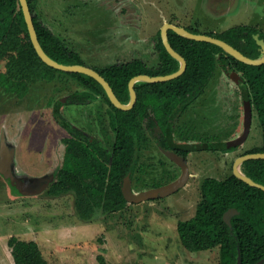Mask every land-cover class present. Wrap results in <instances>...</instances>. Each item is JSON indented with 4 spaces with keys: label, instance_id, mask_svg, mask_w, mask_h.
<instances>
[{
    "label": "rangeland",
    "instance_id": "1",
    "mask_svg": "<svg viewBox=\"0 0 264 264\" xmlns=\"http://www.w3.org/2000/svg\"><path fill=\"white\" fill-rule=\"evenodd\" d=\"M36 9L90 66L114 63L139 50L150 53L153 37L167 22L201 33L249 25L264 34V0H37ZM240 78L239 73L218 67L197 100L176 120V140L224 142L240 136L244 131ZM77 90L82 87L66 74L51 82L31 83L24 98L0 88V264H16L8 246L13 236L37 241L49 264H100V254L109 264H220L218 247L184 248L176 222L194 215L205 177H227L240 154L262 144L256 112L248 138L238 149L189 154L191 175L177 191L153 201L128 203L112 215L98 209L84 220L74 193L57 197L47 193L63 163L64 137L80 128L89 139L107 146L114 141L107 104L102 98L69 102ZM2 151L8 155L4 164ZM140 160L145 173L137 172L132 179L136 192L164 186L181 175L179 165L152 141L142 149Z\"/></svg>",
    "mask_w": 264,
    "mask_h": 264
},
{
    "label": "trees",
    "instance_id": "2",
    "mask_svg": "<svg viewBox=\"0 0 264 264\" xmlns=\"http://www.w3.org/2000/svg\"><path fill=\"white\" fill-rule=\"evenodd\" d=\"M36 1L28 0L45 52L60 63L90 66L50 23L43 22L36 12ZM205 34L229 42L251 58L263 53L254 36L264 39V34L256 26L238 25L221 33ZM168 38L187 60L186 71L169 81L136 83V104L130 110H122L110 101L95 78L84 73L63 72L43 62L30 39L20 0H0V63L3 64L0 88L24 98L31 83L51 82L66 74L82 87L69 96V102L85 104L102 98L107 104L108 124L114 135L112 145L89 139L83 129L76 128L62 140L65 143L63 163L47 189L54 197L74 193L76 209L84 220H90L98 209L112 215L127 207L129 201L122 191L124 179L129 174L132 180L137 172L145 173L140 155L143 148L150 147V141L172 160L175 156L187 160L192 152L222 149L220 141L180 142L174 136L176 120L197 100L218 67L225 73L235 71L241 75L238 85L246 117L256 112L261 128L262 144L242 154L264 152V63L246 64L216 44L192 40L173 30H169ZM152 42L150 53L139 50L114 63L90 66L108 80L123 103L130 100L129 82L134 76L167 75L180 67L179 61L164 46L160 30ZM237 147L222 150L233 151ZM242 171L264 184V159L245 161ZM233 208L238 212L232 216L230 225L224 215ZM176 224L184 248L207 251L218 247L220 264H236L239 254L242 264H257L264 259V191L238 178L232 170L225 178L205 177L200 184V199L194 215L177 220ZM8 246L16 264H49L35 240L13 236ZM98 260L100 264H109L103 254Z\"/></svg>",
    "mask_w": 264,
    "mask_h": 264
},
{
    "label": "water",
    "instance_id": "3",
    "mask_svg": "<svg viewBox=\"0 0 264 264\" xmlns=\"http://www.w3.org/2000/svg\"><path fill=\"white\" fill-rule=\"evenodd\" d=\"M21 8L25 17V21L27 24V29L30 35V39L32 41V44L39 55V57L42 59L43 62H45L47 65L61 70L63 72L67 73H84L87 74L93 78H95L105 89L110 101L117 107L122 110H130L131 108L134 107L137 101V92L135 89V84L139 82H164V81H169L175 78H178L181 76L187 69V60L176 50L174 47L171 45L169 38H168V32L169 30H173L179 35H182L186 38L192 39V40H197V41H205V42H210L213 44H216L220 46L223 50H225L227 53L231 54L234 56L236 59L250 65H261L264 63V39L260 38L258 35H255V39L257 40L258 44L261 46L262 49V55L259 56L258 58H251L247 55H245L243 52H241L239 49L234 47L232 44L229 42L221 39L214 37L212 35H208L205 33H194L192 31H189L186 27L184 26H179L175 25L173 23H164L162 28L160 29V35L163 41L164 46L166 47L167 51L179 61L180 67L177 71L167 74V75H159V76H150L147 74H140L134 76L130 82H129V92H130V100L127 103H123L116 93L114 92V89L108 82V80L96 69L83 65V64H65V63H60L50 57L45 50L43 49L37 29L35 26L34 22V17L33 13L31 11L30 5L28 0H20ZM252 117H246L245 121V128L243 133L238 136L235 139L229 140L227 142H222L221 143V148L222 149H228L231 147H237L245 143L246 139L248 138V135L250 133V128H251V122H252ZM5 159L8 160V155L5 153V151H2V163L4 164ZM251 159H264V152H255V153H245L243 155H240L237 157L233 163V174L237 176L238 178L242 179L249 185L259 188L264 191V184L259 183L254 181L252 178L247 176L243 171H242V164ZM174 162L179 164L182 168V175L178 177L176 180L160 187H154L151 189H147L144 191H139L136 192L133 187H132V181L129 176H126L124 179V183L122 186V191L126 197V199L129 201V203H137V202H142V201H148V200H155L160 196H165L169 195L181 187H183L186 182L188 181L190 177V170L189 167L186 163V159L182 156H175L173 158ZM25 185H29V182H23L20 181ZM237 209L233 208L227 211L224 215V218L227 223L231 225V218L232 216L237 213ZM236 264H242L241 260V254L238 255L237 263ZM257 264H264V259L259 261Z\"/></svg>",
    "mask_w": 264,
    "mask_h": 264
},
{
    "label": "flooded vegetation",
    "instance_id": "4",
    "mask_svg": "<svg viewBox=\"0 0 264 264\" xmlns=\"http://www.w3.org/2000/svg\"><path fill=\"white\" fill-rule=\"evenodd\" d=\"M231 79H232V78H231ZM237 85H238V84H237ZM238 87H239V86H238ZM239 89H240V88H239ZM240 95H241V94H240ZM241 99H242V96H241ZM242 103H243V101H242ZM243 107H244V104H243ZM245 121H246V112H245V108H244V121H243V122H244V125H243L244 128H245ZM242 133H243V132H242ZM242 133H241V134H242ZM241 134H240V135H241ZM236 138H237V137H236ZM233 139H235V138H233ZM230 140H232V139H230ZM227 141H229V140H226V141H224V142H227ZM221 143H222V142H221ZM237 148H239V146H238ZM164 154H165V153H164ZM166 155H167V154H166ZM241 155H243V154H241ZM238 157H239V156H238ZM186 162H187V160H186ZM175 163H176V162H175ZM177 165H179V164H177ZM179 167L181 168L180 165H179ZM189 170H190V169H189ZM182 171H183V170H182V168H181V175H182ZM129 175H130V174H129ZM129 175H128V176H129ZM181 175H180V176H181ZM180 176H179V177H180ZM130 178H131V175H130ZM176 179H177V178H176ZM176 179H174V180H176ZM174 180H173V181H174ZM20 181H21V180H20ZM131 181H132V180H131ZM171 182H172V181H171ZM132 187H133V181H132ZM158 187H160V185H159ZM153 188H154V187H153ZM155 188H156V187H155ZM133 189H134V188H133Z\"/></svg>",
    "mask_w": 264,
    "mask_h": 264
}]
</instances>
